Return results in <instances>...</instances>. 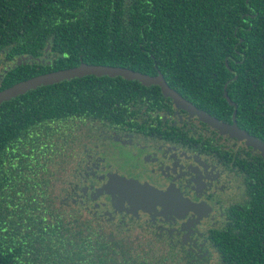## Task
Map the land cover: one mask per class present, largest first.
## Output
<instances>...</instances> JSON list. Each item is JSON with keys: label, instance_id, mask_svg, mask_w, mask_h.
<instances>
[{"label": "trees", "instance_id": "obj_1", "mask_svg": "<svg viewBox=\"0 0 264 264\" xmlns=\"http://www.w3.org/2000/svg\"><path fill=\"white\" fill-rule=\"evenodd\" d=\"M2 55L42 61L0 65V90L85 62L158 70L219 118L231 108L222 96L229 79L227 94L249 113L253 100L263 99L264 109V0H0ZM134 87L148 89L121 76L85 75L0 104V264H151L67 202L66 162L57 153L68 118L117 116ZM237 229L225 264H264V216Z\"/></svg>", "mask_w": 264, "mask_h": 264}, {"label": "flooded vegetation", "instance_id": "obj_2", "mask_svg": "<svg viewBox=\"0 0 264 264\" xmlns=\"http://www.w3.org/2000/svg\"><path fill=\"white\" fill-rule=\"evenodd\" d=\"M17 61L2 55L0 65ZM140 84L148 89L134 87L138 91L117 116L67 119L65 141L57 146L66 162L61 193L106 225L122 249L127 243L133 259L225 264L229 243L240 238L231 233L263 219L264 157L245 139L177 107L158 85ZM230 100L225 118L208 113L264 142L263 99L253 100L249 113ZM128 180L158 194L144 197L122 183Z\"/></svg>", "mask_w": 264, "mask_h": 264}, {"label": "water", "instance_id": "obj_3", "mask_svg": "<svg viewBox=\"0 0 264 264\" xmlns=\"http://www.w3.org/2000/svg\"><path fill=\"white\" fill-rule=\"evenodd\" d=\"M25 59H34L30 57H22ZM36 61H42L40 58L35 57ZM18 64L21 63V59L18 58ZM85 75H95V76H109L116 77L121 76L126 80H137L143 85L155 84L160 87V90L164 96L170 97L177 107L187 110L191 115H196L200 120L208 123L212 127L219 130L221 133H229L237 136L240 139H245L246 143L251 145L254 149H258L262 156L264 157V142L259 140L253 135L248 134L246 131L239 130L235 125H230L226 122L220 121L217 117L209 114L203 109L198 108L190 101L186 100L178 91L169 86L165 81L163 75L159 72L156 75H149L137 70H133L127 67L114 66V65H104V64H90L85 62H80L78 65L57 69L53 71H48L45 73H40L29 78L17 81L10 86H7L0 90V104L4 101L10 100L21 94L26 93L31 89H36L42 85H50L54 83L61 82L63 80L73 79L75 77H83ZM227 82L224 84V95L229 103H232L227 95L226 91ZM126 180V179H124ZM129 185L135 192L145 193V196L157 195L158 192L154 188H150L145 185H135L131 183L130 180L122 182ZM134 192V194H135Z\"/></svg>", "mask_w": 264, "mask_h": 264}, {"label": "rangeland", "instance_id": "obj_4", "mask_svg": "<svg viewBox=\"0 0 264 264\" xmlns=\"http://www.w3.org/2000/svg\"><path fill=\"white\" fill-rule=\"evenodd\" d=\"M2 58L0 57V60H1Z\"/></svg>", "mask_w": 264, "mask_h": 264}]
</instances>
